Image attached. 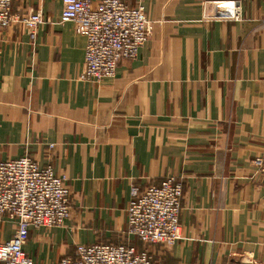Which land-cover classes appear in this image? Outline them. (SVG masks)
Listing matches in <instances>:
<instances>
[{
  "label": "crops",
  "instance_id": "1",
  "mask_svg": "<svg viewBox=\"0 0 264 264\" xmlns=\"http://www.w3.org/2000/svg\"><path fill=\"white\" fill-rule=\"evenodd\" d=\"M123 1L144 7L152 35L100 82L83 79L86 36L59 22L63 0L13 1L15 19L48 21L35 40L21 21L0 29V161L28 154L70 189L71 217L32 228L24 250L38 264L74 258L80 244L142 251L127 231L132 188L173 176L183 237L146 246L155 262L264 264L253 162L264 154V0H237L239 21L204 18L218 0ZM17 228L0 216V243Z\"/></svg>",
  "mask_w": 264,
  "mask_h": 264
},
{
  "label": "built area",
  "instance_id": "2",
  "mask_svg": "<svg viewBox=\"0 0 264 264\" xmlns=\"http://www.w3.org/2000/svg\"><path fill=\"white\" fill-rule=\"evenodd\" d=\"M14 0H0V29L21 21L33 40L48 23L41 13L14 18ZM59 22H72L86 36L83 79L100 82L118 73L122 59H133L152 35V21L141 5L129 7L123 0H63ZM213 7V9H211ZM204 18L241 20L237 0L206 1ZM54 145H50L52 148ZM264 175V154L253 161ZM183 184L169 176L145 190L133 187L127 209V231L138 237L142 251L129 243L80 244L74 258L52 264H164L155 262L146 246L172 247L182 239L180 212ZM70 189L65 174H55L51 165L41 167L28 154L0 161V216L18 223L13 237L0 243L3 264H38L24 250L30 230L63 225L71 217Z\"/></svg>",
  "mask_w": 264,
  "mask_h": 264
},
{
  "label": "rangeland",
  "instance_id": "3",
  "mask_svg": "<svg viewBox=\"0 0 264 264\" xmlns=\"http://www.w3.org/2000/svg\"><path fill=\"white\" fill-rule=\"evenodd\" d=\"M107 244V243H106ZM57 263V262H56Z\"/></svg>",
  "mask_w": 264,
  "mask_h": 264
}]
</instances>
